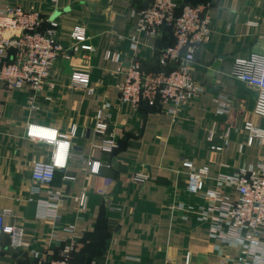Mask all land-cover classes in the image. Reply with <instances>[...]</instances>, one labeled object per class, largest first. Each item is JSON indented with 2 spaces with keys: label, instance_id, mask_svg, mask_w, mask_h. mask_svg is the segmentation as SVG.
<instances>
[{
  "label": "crops",
  "instance_id": "obj_1",
  "mask_svg": "<svg viewBox=\"0 0 264 264\" xmlns=\"http://www.w3.org/2000/svg\"><path fill=\"white\" fill-rule=\"evenodd\" d=\"M175 1L205 2L211 34L195 55L198 95L172 115L165 106L119 101L125 75L118 67L159 70L160 52L172 44L169 29L155 37L138 31L147 0H0V11L13 4L45 19L56 15L65 50L33 109L28 89L0 83V214L24 231L19 249L0 237V264H36V254L59 259L67 248L73 264H185L187 255L190 264H237L242 246L213 238L200 212L212 204L207 191L229 193L223 179L264 162V144L248 146L244 130L249 120L264 129L253 115L259 91L231 76L235 58L264 55V0ZM75 27L90 50H72ZM107 51L117 61L105 59ZM76 72L89 75L88 88L72 85ZM100 112L103 134L95 132ZM32 124L70 134L68 165L51 184L32 179L33 163L53 151L27 136ZM109 139L117 142L113 153L97 149ZM89 161L100 163L98 174ZM186 161L208 167L205 193L188 192ZM135 173L148 179L136 183Z\"/></svg>",
  "mask_w": 264,
  "mask_h": 264
},
{
  "label": "built area",
  "instance_id": "obj_2",
  "mask_svg": "<svg viewBox=\"0 0 264 264\" xmlns=\"http://www.w3.org/2000/svg\"><path fill=\"white\" fill-rule=\"evenodd\" d=\"M138 16L139 32L155 37L158 31L169 29L173 41L160 52L159 70H144L139 63L118 67L117 71L125 75L119 87V101L136 108L141 105L165 106L168 113L174 115L199 92L193 76V65L197 51L211 34L209 7L204 3L191 5L179 4L175 0H147V5L138 12ZM70 36L73 51L79 47L90 50L89 46L82 44L86 40L82 27H75ZM64 51L59 40L58 24L51 18L45 19L38 11L13 4L0 11V83L10 90L28 89L31 109L51 76L54 63ZM104 57L117 61V55L108 51ZM231 76L259 91L253 115L264 119V55L235 58ZM71 81L74 87L86 89L90 77L86 73L76 72L72 74ZM96 122L95 132L105 133L108 123L103 113L98 114ZM244 130L248 146L264 144L263 128L249 120ZM75 132L73 129L71 136ZM26 134L31 139L53 146L49 161L37 160L32 169L33 181L51 184L56 173L65 170L68 165L70 134L62 135L56 129L33 124L27 127ZM97 149L113 153L117 149V142L114 139L105 140L97 145ZM87 166L92 174L99 173L100 163L89 161ZM183 167L189 171L188 192L205 193L208 167L197 169L190 161L184 162ZM132 179L136 183H144L148 177L135 173ZM222 185L230 189L229 193H222L218 189L207 191L205 194L212 204L202 210L200 216L207 221L209 219L213 238L242 246L237 264H264V162L247 173L223 179L220 182ZM6 214H0V237L8 235L12 249L22 248L24 231L5 225ZM70 250L65 249L59 259L46 261L37 254L34 258L36 264H73ZM185 264H190V255L186 256Z\"/></svg>",
  "mask_w": 264,
  "mask_h": 264
},
{
  "label": "trees",
  "instance_id": "obj_3",
  "mask_svg": "<svg viewBox=\"0 0 264 264\" xmlns=\"http://www.w3.org/2000/svg\"><path fill=\"white\" fill-rule=\"evenodd\" d=\"M200 3H205V2H201V1H193V2H190V3H187V4H191V5H196V4H200ZM173 41V39H172ZM170 45V44H169ZM167 47V46H166ZM57 175V173H56ZM56 175H55V178H56ZM55 180V179H54Z\"/></svg>",
  "mask_w": 264,
  "mask_h": 264
},
{
  "label": "water",
  "instance_id": "obj_4",
  "mask_svg": "<svg viewBox=\"0 0 264 264\" xmlns=\"http://www.w3.org/2000/svg\"><path fill=\"white\" fill-rule=\"evenodd\" d=\"M55 17H56V15H54V17H52L51 20H54Z\"/></svg>",
  "mask_w": 264,
  "mask_h": 264
}]
</instances>
